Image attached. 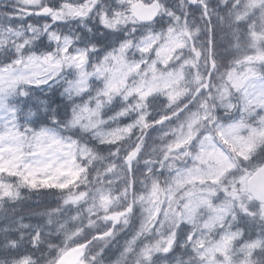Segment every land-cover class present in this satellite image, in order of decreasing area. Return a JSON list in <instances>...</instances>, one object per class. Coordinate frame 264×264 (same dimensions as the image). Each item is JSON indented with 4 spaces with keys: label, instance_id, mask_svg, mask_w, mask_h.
Listing matches in <instances>:
<instances>
[{
    "label": "snow or ice",
    "instance_id": "obj_1",
    "mask_svg": "<svg viewBox=\"0 0 264 264\" xmlns=\"http://www.w3.org/2000/svg\"><path fill=\"white\" fill-rule=\"evenodd\" d=\"M0 264H264V0H0Z\"/></svg>",
    "mask_w": 264,
    "mask_h": 264
},
{
    "label": "trees",
    "instance_id": "obj_2",
    "mask_svg": "<svg viewBox=\"0 0 264 264\" xmlns=\"http://www.w3.org/2000/svg\"><path fill=\"white\" fill-rule=\"evenodd\" d=\"M53 99H58V98H57V97H54ZM33 198H34V197L31 198V199H32L31 201H27V202H26V205H32ZM41 198H42V199H40V198H36L35 201H39V202H41L42 205H43V204H47V203H51V198H50V197L42 195ZM32 206H33V205H32Z\"/></svg>",
    "mask_w": 264,
    "mask_h": 264
},
{
    "label": "rangeland",
    "instance_id": "obj_3",
    "mask_svg": "<svg viewBox=\"0 0 264 264\" xmlns=\"http://www.w3.org/2000/svg\"><path fill=\"white\" fill-rule=\"evenodd\" d=\"M32 199L30 198L28 201H31Z\"/></svg>",
    "mask_w": 264,
    "mask_h": 264
}]
</instances>
